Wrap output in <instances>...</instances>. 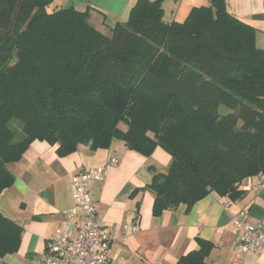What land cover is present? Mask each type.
Instances as JSON below:
<instances>
[{
	"label": "trees",
	"instance_id": "16d2710c",
	"mask_svg": "<svg viewBox=\"0 0 264 264\" xmlns=\"http://www.w3.org/2000/svg\"><path fill=\"white\" fill-rule=\"evenodd\" d=\"M225 3L166 23L162 0H139L103 34L89 9L0 0V195L35 141L61 157L114 140L147 158L163 149L170 167L147 187L156 218L264 178V50ZM22 233L0 213V257L19 250ZM196 241L177 264H207L215 244Z\"/></svg>",
	"mask_w": 264,
	"mask_h": 264
},
{
	"label": "crops",
	"instance_id": "0c3cea01",
	"mask_svg": "<svg viewBox=\"0 0 264 264\" xmlns=\"http://www.w3.org/2000/svg\"><path fill=\"white\" fill-rule=\"evenodd\" d=\"M139 0H53L52 8L91 11V22L107 30L106 24L125 23ZM157 1V0H150ZM164 21L182 22L194 7L211 0H162ZM228 12L257 31V46L264 50V0H225ZM58 146L35 141L22 160L10 164L14 185L0 195V213L23 228L19 250L0 257V264H45L43 254L49 239L60 231L62 213L74 206L71 176L86 168L106 167L112 157L117 167L108 168L104 183L92 182L98 219L111 233L109 257L116 264H177L199 248L201 238L215 244L207 264H264V252L241 257L243 231L232 219L245 212L244 221L264 227V185L259 178L244 181L240 196L212 193L190 211L181 205L153 216L155 195L148 190L154 175L166 173L172 162L163 149L147 158L114 140L109 149L92 150L80 145L61 157ZM136 226L137 231L129 230ZM128 227V230H125Z\"/></svg>",
	"mask_w": 264,
	"mask_h": 264
},
{
	"label": "built area",
	"instance_id": "2783aa9c",
	"mask_svg": "<svg viewBox=\"0 0 264 264\" xmlns=\"http://www.w3.org/2000/svg\"><path fill=\"white\" fill-rule=\"evenodd\" d=\"M264 11V7H263ZM120 161L112 157L106 167L82 169L71 176L74 206L62 213L60 231L49 239L43 257L45 264H116L109 257L111 233L97 218L99 205L94 198L92 182L104 183L108 168L117 167ZM260 185H264L261 178ZM245 212L232 219V226L243 231L241 257L246 253L264 252V227H254L244 221ZM125 227V230H128ZM136 226L129 229L132 233Z\"/></svg>",
	"mask_w": 264,
	"mask_h": 264
},
{
	"label": "rangeland",
	"instance_id": "374dc122",
	"mask_svg": "<svg viewBox=\"0 0 264 264\" xmlns=\"http://www.w3.org/2000/svg\"><path fill=\"white\" fill-rule=\"evenodd\" d=\"M94 26L100 31L102 32L103 34H108V31L105 30L104 28H101V25L98 24V23H95ZM222 111H225L224 108H221ZM12 126L15 127L17 130H18V136H17V141H20L22 138H23V133H22V130H21V126H19L18 123L16 122H13L12 123ZM124 129V128H122Z\"/></svg>",
	"mask_w": 264,
	"mask_h": 264
}]
</instances>
